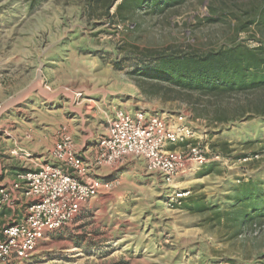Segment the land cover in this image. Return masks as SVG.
I'll return each instance as SVG.
<instances>
[{"label":"rangeland","instance_id":"obj_1","mask_svg":"<svg viewBox=\"0 0 264 264\" xmlns=\"http://www.w3.org/2000/svg\"><path fill=\"white\" fill-rule=\"evenodd\" d=\"M107 1L0 0V187L58 165L64 134L92 159L119 112L190 128L176 150L210 162L172 182L132 156L93 171L98 197L5 264H264V89L209 98L154 74L231 49L258 51L264 68V0Z\"/></svg>","mask_w":264,"mask_h":264},{"label":"built area","instance_id":"obj_2","mask_svg":"<svg viewBox=\"0 0 264 264\" xmlns=\"http://www.w3.org/2000/svg\"><path fill=\"white\" fill-rule=\"evenodd\" d=\"M193 137L194 132L186 126L172 129L144 112L135 116L119 112L98 142L96 155L89 159L76 152L71 137L64 134L51 153L58 165L37 164L18 173L11 187H0V221L11 201L16 205L22 202L25 210L21 220L14 217L0 226V264L11 259L27 262L49 232L73 222L81 205L98 197L104 187L105 182L93 171L132 156L145 161L150 172L172 182L195 167L206 166L210 162L207 150H176Z\"/></svg>","mask_w":264,"mask_h":264},{"label":"trees","instance_id":"obj_3","mask_svg":"<svg viewBox=\"0 0 264 264\" xmlns=\"http://www.w3.org/2000/svg\"><path fill=\"white\" fill-rule=\"evenodd\" d=\"M115 1H107L108 9ZM257 52L231 49L166 58L154 74H160L175 87L209 98L240 91L256 92L264 89L263 58Z\"/></svg>","mask_w":264,"mask_h":264},{"label":"crops","instance_id":"obj_4","mask_svg":"<svg viewBox=\"0 0 264 264\" xmlns=\"http://www.w3.org/2000/svg\"><path fill=\"white\" fill-rule=\"evenodd\" d=\"M1 165V164H0ZM17 172V171H16ZM13 180V179H12ZM12 180H10V179H7V180H4L3 181V184H4V186H9V187H11V185L16 181L15 179H14V181H12ZM23 203L21 202L20 203V205H19V208H18V216H15L14 214L11 216V217H9L8 218V220H11V219H14V217L15 218H18L19 220H21L24 216H25V210L23 209ZM8 220H4V223L5 222H8ZM1 224H2V222L0 221V226H1Z\"/></svg>","mask_w":264,"mask_h":264}]
</instances>
